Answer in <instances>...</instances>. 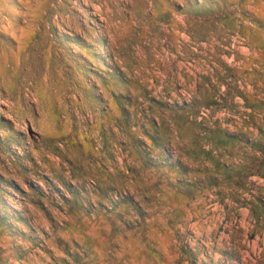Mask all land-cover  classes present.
Wrapping results in <instances>:
<instances>
[{"label": "rangeland", "instance_id": "1", "mask_svg": "<svg viewBox=\"0 0 264 264\" xmlns=\"http://www.w3.org/2000/svg\"><path fill=\"white\" fill-rule=\"evenodd\" d=\"M0 10V264H264V0Z\"/></svg>", "mask_w": 264, "mask_h": 264}, {"label": "bare ground", "instance_id": "2", "mask_svg": "<svg viewBox=\"0 0 264 264\" xmlns=\"http://www.w3.org/2000/svg\"><path fill=\"white\" fill-rule=\"evenodd\" d=\"M87 2V1H86ZM99 8V7H98ZM91 9V8H90ZM4 10V9H3ZM99 10H100V8H99ZM1 11V10H0ZM1 12H3V11H1ZM90 14H91V19L95 22V23H97V24H99L100 22H105V21H103L104 19H103V17H101V15L100 14H98L95 10H93V11H91L90 12ZM99 21V22H98ZM97 28V27H96ZM107 38V37H106ZM106 48V47H105Z\"/></svg>", "mask_w": 264, "mask_h": 264}]
</instances>
